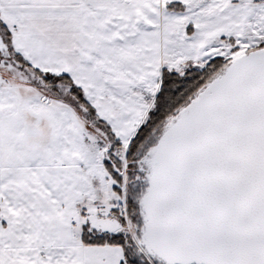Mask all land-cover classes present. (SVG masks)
Returning <instances> with one entry per match:
<instances>
[{
	"label": "snow or ice",
	"instance_id": "obj_1",
	"mask_svg": "<svg viewBox=\"0 0 264 264\" xmlns=\"http://www.w3.org/2000/svg\"><path fill=\"white\" fill-rule=\"evenodd\" d=\"M0 264H264V0H0Z\"/></svg>",
	"mask_w": 264,
	"mask_h": 264
}]
</instances>
